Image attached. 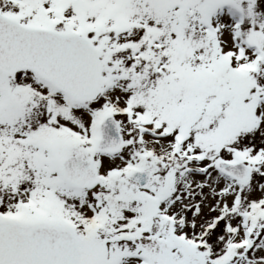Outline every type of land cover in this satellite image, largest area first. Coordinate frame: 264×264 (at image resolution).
<instances>
[{
    "label": "snow or ice",
    "instance_id": "1",
    "mask_svg": "<svg viewBox=\"0 0 264 264\" xmlns=\"http://www.w3.org/2000/svg\"><path fill=\"white\" fill-rule=\"evenodd\" d=\"M0 264H264V0H0Z\"/></svg>",
    "mask_w": 264,
    "mask_h": 264
}]
</instances>
